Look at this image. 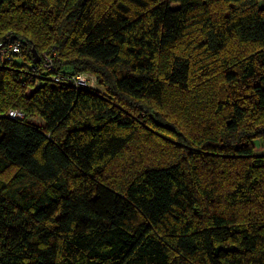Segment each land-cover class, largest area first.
Wrapping results in <instances>:
<instances>
[{"label": "trees", "instance_id": "16d2710c", "mask_svg": "<svg viewBox=\"0 0 264 264\" xmlns=\"http://www.w3.org/2000/svg\"><path fill=\"white\" fill-rule=\"evenodd\" d=\"M14 41L0 264H264V0H0Z\"/></svg>", "mask_w": 264, "mask_h": 264}, {"label": "built area", "instance_id": "2783aa9c", "mask_svg": "<svg viewBox=\"0 0 264 264\" xmlns=\"http://www.w3.org/2000/svg\"><path fill=\"white\" fill-rule=\"evenodd\" d=\"M19 41L9 42L8 44H4L0 42V53L2 55L8 54L11 55V51L17 52L19 50ZM43 64L47 69L52 68V61L50 55L46 52L42 53ZM54 81H70L76 87H93V79L87 74V72H78L75 74H61L57 73L52 76ZM7 114L11 117L22 118L24 116L23 112L18 109H9Z\"/></svg>", "mask_w": 264, "mask_h": 264}, {"label": "rangeland", "instance_id": "374dc122", "mask_svg": "<svg viewBox=\"0 0 264 264\" xmlns=\"http://www.w3.org/2000/svg\"><path fill=\"white\" fill-rule=\"evenodd\" d=\"M87 74H89L92 77V79H93V85H94L93 89H95L96 91H99V92L102 91L100 85H98V83H96V79H95L94 75L91 74V73H87ZM36 120H40V118H36Z\"/></svg>", "mask_w": 264, "mask_h": 264}]
</instances>
